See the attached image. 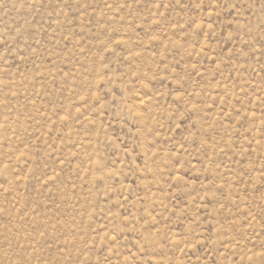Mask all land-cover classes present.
<instances>
[{
  "label": "rangeland",
  "instance_id": "374dc122",
  "mask_svg": "<svg viewBox=\"0 0 264 264\" xmlns=\"http://www.w3.org/2000/svg\"><path fill=\"white\" fill-rule=\"evenodd\" d=\"M0 264H264V0H0Z\"/></svg>",
  "mask_w": 264,
  "mask_h": 264
}]
</instances>
